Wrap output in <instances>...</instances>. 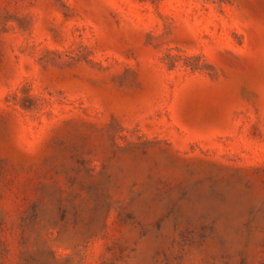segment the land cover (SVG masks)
<instances>
[{
	"label": "rangeland",
	"instance_id": "rangeland-1",
	"mask_svg": "<svg viewBox=\"0 0 264 264\" xmlns=\"http://www.w3.org/2000/svg\"><path fill=\"white\" fill-rule=\"evenodd\" d=\"M0 264H264V0H0Z\"/></svg>",
	"mask_w": 264,
	"mask_h": 264
}]
</instances>
